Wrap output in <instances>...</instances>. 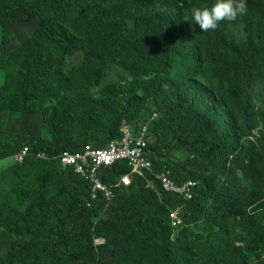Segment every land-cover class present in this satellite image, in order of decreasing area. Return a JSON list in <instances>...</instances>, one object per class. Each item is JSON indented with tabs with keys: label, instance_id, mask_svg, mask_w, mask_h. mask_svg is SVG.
I'll list each match as a JSON object with an SVG mask.
<instances>
[{
	"label": "trees",
	"instance_id": "obj_1",
	"mask_svg": "<svg viewBox=\"0 0 264 264\" xmlns=\"http://www.w3.org/2000/svg\"><path fill=\"white\" fill-rule=\"evenodd\" d=\"M214 2L0 0V29L36 23L0 56L1 112L52 108L51 131L38 140L0 130L8 264H264V0H246V15L202 32L191 8ZM12 40L6 32L3 47ZM73 54L81 61L67 69ZM115 70L126 78L107 84L109 96L98 94ZM123 121L135 130L149 123L154 170L196 182L190 199L162 191L150 173L115 185L130 171L117 161L101 173L113 192L105 205L59 165L63 152L106 147ZM26 145L29 154L16 161ZM59 175L66 182L54 187ZM177 209L182 223L174 227Z\"/></svg>",
	"mask_w": 264,
	"mask_h": 264
},
{
	"label": "built area",
	"instance_id": "obj_2",
	"mask_svg": "<svg viewBox=\"0 0 264 264\" xmlns=\"http://www.w3.org/2000/svg\"><path fill=\"white\" fill-rule=\"evenodd\" d=\"M121 136L108 142L106 147L94 148L90 144H85L80 150L74 152H63L58 155L59 165L63 169H71L73 173L81 176L90 183L91 199H96L101 194L105 205L113 199L111 187L101 181L102 170L111 166L117 161L126 162L130 171L128 174L121 175L115 185L127 186L130 184L133 175L145 176L150 173L160 184L161 190L181 195L185 199H190L194 192L196 182L186 181L177 184L170 177V171L165 169L155 171L151 160L152 151L150 143L152 141L149 133V123L143 122L135 130L126 122H122L119 129ZM28 146H24L16 155L18 161H24L29 154ZM37 158H45L43 152L36 154ZM179 209L171 213L172 225L179 227L182 219ZM102 239H95L94 242L100 243Z\"/></svg>",
	"mask_w": 264,
	"mask_h": 264
},
{
	"label": "rangeland",
	"instance_id": "obj_3",
	"mask_svg": "<svg viewBox=\"0 0 264 264\" xmlns=\"http://www.w3.org/2000/svg\"><path fill=\"white\" fill-rule=\"evenodd\" d=\"M36 23L35 22H26V23H16V24H11L6 27H4L3 30L10 35L14 37V40L10 41L8 43V46L5 48L2 45L3 42V30L0 29V56H6L10 52H12L18 45V43L23 42L24 40L27 39V37L31 34V32L35 29ZM232 30L235 31L238 35H243V31L240 28V26L233 25ZM3 31V32H2ZM81 61V56L78 54H73L67 58L66 62V67L67 69H70L72 67L77 66ZM124 79L126 78V74H124L120 70H115L111 73H108L104 79V83L99 86L96 89V92L100 95H107L109 96V92L107 89V84L111 82H116V80L119 79ZM3 78L0 76V82L2 83ZM52 112V108L48 107L45 114H20V113H15V117H8L6 113L1 112V107H0V130L3 131H9V132H20V133H26L29 139L32 140H38L41 135L44 134L45 131H51L50 123L48 124L45 121V118H49ZM13 130V131H12ZM15 158V157H14ZM43 159V158H42ZM16 161H18L15 158ZM3 164H7L6 169L10 168L12 165L11 159H5L2 161ZM1 162V163H2ZM18 162H23V161H18ZM0 166H3L0 164ZM5 169V168H4ZM66 175H59V176H54L53 178V183L52 185L54 187H58L66 182ZM32 178V175L29 174L27 175L26 179H24V183L30 182ZM19 178H16L15 181H18ZM12 180L6 179V184L10 185L12 184ZM9 246L1 245L0 246V264H8L9 263ZM110 249H108V254H109ZM72 264H82L80 261H74Z\"/></svg>",
	"mask_w": 264,
	"mask_h": 264
},
{
	"label": "clouds",
	"instance_id": "obj_4",
	"mask_svg": "<svg viewBox=\"0 0 264 264\" xmlns=\"http://www.w3.org/2000/svg\"><path fill=\"white\" fill-rule=\"evenodd\" d=\"M246 13V0H215L211 7L191 8L192 19L202 32L215 31L222 21L233 22Z\"/></svg>",
	"mask_w": 264,
	"mask_h": 264
}]
</instances>
